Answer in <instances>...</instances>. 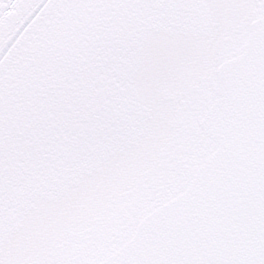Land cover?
Masks as SVG:
<instances>
[{"label": "snow or ice", "instance_id": "obj_1", "mask_svg": "<svg viewBox=\"0 0 264 264\" xmlns=\"http://www.w3.org/2000/svg\"><path fill=\"white\" fill-rule=\"evenodd\" d=\"M0 264H264V0H0Z\"/></svg>", "mask_w": 264, "mask_h": 264}]
</instances>
